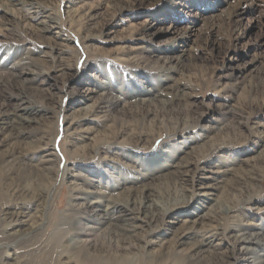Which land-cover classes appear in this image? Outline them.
<instances>
[{"label":"rangeland","instance_id":"374dc122","mask_svg":"<svg viewBox=\"0 0 264 264\" xmlns=\"http://www.w3.org/2000/svg\"><path fill=\"white\" fill-rule=\"evenodd\" d=\"M0 49V264H264V0H0Z\"/></svg>","mask_w":264,"mask_h":264},{"label":"bare ground","instance_id":"6f19581e","mask_svg":"<svg viewBox=\"0 0 264 264\" xmlns=\"http://www.w3.org/2000/svg\"><path fill=\"white\" fill-rule=\"evenodd\" d=\"M51 24L48 26V28L45 26L44 27V30H49V28H54V26L56 27V22L55 21H52L50 22ZM27 28V27H26ZM32 30V29H31ZM26 34V32H25ZM19 35V34H18ZM28 35V34H27ZM56 46V45H55ZM54 46V47H55ZM59 46V45H58ZM65 46V45H64ZM5 49V48H4ZM6 50V49H5ZM2 51V49H0V52ZM33 51H35L34 49H31L29 48L28 50L26 49V51L24 53H20V51H15L16 55L18 56L17 57V60L14 62H8V60H4V62L2 63L4 66H7L10 64V67H11V71L13 73V75L15 77H18V78H21L23 79L24 81H30L36 77H38L39 75L43 74L42 72V62L44 61L43 59H39V54H34ZM64 51V50H63ZM6 53H9L10 52V49L7 48V51H5ZM15 53L13 55H15ZM53 53V52H52ZM35 55V56H34ZM44 55V53H43ZM12 56V55H11ZM59 57V56H58ZM60 58V57H59ZM55 61V60H53ZM59 62V61H58ZM57 62V63H58ZM9 63V64H8ZM62 64V63H61ZM54 65V63H53ZM63 66V65H62ZM64 72V71H63ZM47 73V72H46ZM37 79V78H36ZM95 87H98L97 85H94ZM103 87V89L105 90V93H108L107 91L108 90H111L113 85L112 83L107 80L106 83H104L103 85H100ZM114 88V87H113ZM162 89H164L162 87ZM166 89V87H165ZM89 90H92L91 88ZM174 92H179L180 90L176 89V87H173L172 89ZM151 91V88H147V92H150ZM128 93H130L131 95L134 93V91H128ZM155 92H153V94L150 93V96L152 95V97L154 98ZM172 94V93H171ZM176 95V93H175ZM174 95V98H172V100L176 99L177 96ZM133 97V96H132ZM119 98L118 96H115V97H112V100H107V104L109 105V107H112L115 103H117L119 101ZM150 99V98H149ZM125 100V99H124ZM144 100V99H142ZM171 102V101H170ZM165 103V102H164ZM96 107L97 108H101L99 107L97 104H96ZM16 111H15V115L17 116L18 119L20 120H24V121H30L31 119V116H34L38 109L33 106L32 104H30V102L28 101V99L22 97V96H19L16 100ZM93 111V108L91 110H89V112H92ZM138 140H141L140 137L137 138ZM50 154H51V151H50ZM189 168V167H188ZM66 169V167H65ZM189 169H184L183 172L187 173ZM188 174V173H187ZM193 179V178H192ZM187 182V181H186ZM42 192V191H41ZM40 193V192H39ZM44 193V192H43ZM41 196V194H40ZM97 201V200H95ZM21 202V201H20ZM27 202V201H26ZM31 202V200H30ZM133 202V201H132ZM115 203H118V202H115ZM134 203V202H133ZM19 204V203H18ZM23 204V203H22ZM90 204V202H89ZM91 205V204H90ZM128 205L129 203L125 202L123 204V207L119 206V205H113L111 208H110V211L108 210V212H106L108 214V217L111 221H115V224H117V226L120 227V230L121 231H124L125 233H130L135 227L138 226V224L135 222V220L137 219L136 216H132V215H128V216H125L127 215V210H131L128 208ZM94 207L96 208V205H94ZM99 207V206H98ZM150 207V206H148ZM157 209H154L152 211H150V217L149 219L150 220H156L157 217H158V214L161 213V211H163L162 208H160V205L157 204ZM19 209H23L21 207H19ZM5 210V209H4ZM15 213H14V212ZM13 213L16 214V215H19V214H23L24 212L22 210H15L13 209ZM11 212V211H10ZM130 212V211H129ZM105 213V214H106ZM20 216V215H19ZM160 216V215H159ZM32 218V217H31ZM159 218V217H158ZM19 220V219H18ZM149 220V221H150ZM218 225L220 223H217ZM221 225V224H220ZM213 226V225H212ZM217 226V225H216ZM223 226V225H222ZM35 227V226H34ZM33 227V228H34ZM37 227V226H36ZM35 227V228H36ZM214 229H220V228H217V227H214ZM223 229V228H222ZM225 229V228H224ZM221 230V229H220ZM223 231V230H221ZM215 233V232H214ZM222 233V232H221ZM132 235V234H131ZM244 235V234H243ZM250 235V234H249ZM244 238H246L244 236ZM241 241H243V245L240 247L241 250H247L248 249V246L246 245V241L244 239H242ZM203 242V241H202ZM130 245V244H129ZM245 245V246H244ZM238 247V248H239ZM242 251V252H243ZM244 251V252H245ZM249 251V250H248Z\"/></svg>","mask_w":264,"mask_h":264}]
</instances>
